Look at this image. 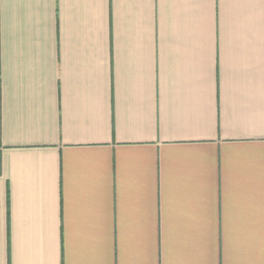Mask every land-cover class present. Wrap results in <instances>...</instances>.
<instances>
[{"label": "crops", "instance_id": "crops-1", "mask_svg": "<svg viewBox=\"0 0 264 264\" xmlns=\"http://www.w3.org/2000/svg\"><path fill=\"white\" fill-rule=\"evenodd\" d=\"M0 264H264V0H0Z\"/></svg>", "mask_w": 264, "mask_h": 264}]
</instances>
